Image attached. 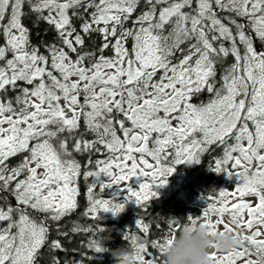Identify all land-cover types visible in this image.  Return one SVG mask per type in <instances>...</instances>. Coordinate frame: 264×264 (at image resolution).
Here are the masks:
<instances>
[{
  "label": "snow or ice",
  "instance_id": "6c2138e0",
  "mask_svg": "<svg viewBox=\"0 0 264 264\" xmlns=\"http://www.w3.org/2000/svg\"><path fill=\"white\" fill-rule=\"evenodd\" d=\"M26 19L46 23L57 43L34 45ZM0 37V191L16 201L0 207V264H35L48 221L77 208L81 179L90 181L91 218L119 214L127 201L157 197L154 186L177 164L199 163L217 145L213 171L241 183L188 220L242 236L243 247L212 252L213 264L264 259V0H0ZM204 92L207 101L194 102ZM102 151L87 169L76 158ZM102 175L110 179H93ZM133 177L144 180L137 187ZM113 185L127 189L125 201L103 198ZM180 229L169 221L170 234ZM124 238L138 264H162L172 243ZM87 246L105 250L95 238Z\"/></svg>",
  "mask_w": 264,
  "mask_h": 264
},
{
  "label": "trees",
  "instance_id": "16d2710c",
  "mask_svg": "<svg viewBox=\"0 0 264 264\" xmlns=\"http://www.w3.org/2000/svg\"><path fill=\"white\" fill-rule=\"evenodd\" d=\"M24 22L30 28L34 45L40 46L44 41L57 43L56 33L50 30L46 23L34 24L33 19H26ZM2 42V37H0V43ZM98 42V35L92 36L90 44H88L86 37V44L89 48ZM257 46H259L258 42ZM231 62L232 57L229 56L225 66ZM9 95L13 94L9 93ZM208 98L209 94L204 92L194 102L198 103L201 100L206 102ZM83 126L82 120V129ZM87 138L94 139L95 137L89 134ZM222 156L223 146H211L209 151L200 155L199 163L177 164L175 171L168 176V187L162 193L143 205H131L115 217H105L101 211L98 218H91V214L87 212L89 207L87 186L90 181L81 179L79 181L77 208L59 222L48 221L50 226L48 241L39 250L35 264H55V260H58L60 264H117L113 250L131 246L130 239H125V235H138L142 242L147 241L149 244L152 240L170 235V220H175L182 226L188 221L189 216H200L207 203L211 202L208 198L218 196L219 191L224 188L227 181L226 172L217 173L213 171L216 159ZM105 157L103 151L101 153L76 154V158L81 162L84 169L88 168L87 161L89 159L95 161ZM20 160L21 156L18 155L10 158L8 164L13 167ZM92 167L94 168L95 165L93 164ZM95 194L100 196L98 191ZM109 197H111L110 193L105 190L103 198ZM15 204L16 201L9 192L0 191V207L15 206ZM137 221L149 225V232L143 233ZM74 228H91L93 230L99 228L102 230L89 233L73 231ZM175 234L179 235V231ZM92 238L100 240L101 246L105 250L95 251L89 248L87 245ZM57 240L62 245L61 249L50 247L51 242ZM149 251L155 252L156 250L149 248Z\"/></svg>",
  "mask_w": 264,
  "mask_h": 264
},
{
  "label": "clouds",
  "instance_id": "9594fccd",
  "mask_svg": "<svg viewBox=\"0 0 264 264\" xmlns=\"http://www.w3.org/2000/svg\"><path fill=\"white\" fill-rule=\"evenodd\" d=\"M169 239L172 243L163 249L162 264H213L212 252H231L244 244L242 236H237L236 232L224 230L213 233L210 226L200 220L183 223L179 235L170 234ZM136 254V245L132 243L130 247L113 250L117 264H138ZM256 259L257 264H264V259Z\"/></svg>",
  "mask_w": 264,
  "mask_h": 264
},
{
  "label": "rangeland",
  "instance_id": "374dc122",
  "mask_svg": "<svg viewBox=\"0 0 264 264\" xmlns=\"http://www.w3.org/2000/svg\"><path fill=\"white\" fill-rule=\"evenodd\" d=\"M173 123H175V121H174ZM105 158H106V157H105ZM105 158H103V159H105ZM149 159H150V162H151V158H149ZM226 175H227V179H226L227 181H226V184H225V186H224V188H223L222 190L232 191V190H234V187H235L237 184L241 183V181H240L239 177H237V176H231V177H230V176L228 175V173H226ZM93 179H94V180H100V181H103V182H107L110 178L107 177L106 175H102L101 177H98V178L94 177ZM165 179L168 180V176H166ZM143 180H144L143 177H133L132 180H131V183H132L134 186H137V187H138L139 184L143 182ZM167 187H168V183L165 184V185H163V186L155 185V186H154V190L157 191V192L160 194V193H162ZM106 190H107V192L110 193V195H111V197H109V198H114V199H116L117 201H125V200H126L127 189H123V190H122L119 186L113 185V186L107 188ZM249 199H254V198H249ZM232 202H236V201L233 200ZM134 204H137V203L135 202V200L127 201V203H126V207H125V209H124L123 211H125L128 207H130L131 205H134ZM123 211H122V212H123ZM102 212H103L102 215L105 216V217H115V216H117V215H119V214L121 213V212H120L119 214H114V213L111 212V211H102ZM216 218H217V217L214 215V216H213V221H215ZM225 219H227V217H225ZM201 221H203V220H201ZM220 230L223 231V225L220 226ZM252 258L255 259L256 257L253 256Z\"/></svg>",
  "mask_w": 264,
  "mask_h": 264
}]
</instances>
